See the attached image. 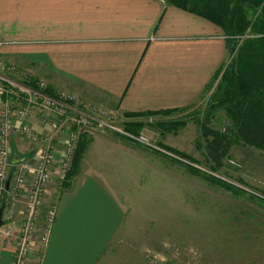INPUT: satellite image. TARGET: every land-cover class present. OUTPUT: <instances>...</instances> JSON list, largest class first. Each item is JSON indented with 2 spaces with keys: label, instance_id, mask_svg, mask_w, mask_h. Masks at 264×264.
<instances>
[{
  "label": "crops",
  "instance_id": "0c3cea01",
  "mask_svg": "<svg viewBox=\"0 0 264 264\" xmlns=\"http://www.w3.org/2000/svg\"><path fill=\"white\" fill-rule=\"evenodd\" d=\"M0 42V59L23 76L121 115L192 108L229 57L218 26L164 0H0ZM1 74L4 86L14 83ZM36 111L30 127L49 133L55 117ZM53 144L61 162L64 148ZM9 145L12 164L36 163L33 144L13 137ZM117 145L98 133L67 188L60 191L53 175L38 224L41 233L56 204L52 235L47 247L34 241L29 264L41 253L42 264H100L128 217L112 182L126 181L116 151L134 150ZM17 209L19 223L23 209ZM15 252V240L0 232V264H14Z\"/></svg>",
  "mask_w": 264,
  "mask_h": 264
},
{
  "label": "rangeland",
  "instance_id": "374dc122",
  "mask_svg": "<svg viewBox=\"0 0 264 264\" xmlns=\"http://www.w3.org/2000/svg\"><path fill=\"white\" fill-rule=\"evenodd\" d=\"M3 63L13 67L12 72L6 68L5 72L14 82L10 86L15 88L16 97L31 94L27 82L33 80L23 76L15 64ZM1 72L0 67V75ZM35 82L38 86L32 90L38 98L35 100L46 104L42 94L47 85L43 81ZM7 86L0 83V88L9 92ZM213 89L192 108L157 115H121L104 106L85 104L78 94L64 89L56 92L54 101L49 99L57 103L62 115L58 110L43 108L44 114L58 118L56 131L52 123L48 126L60 149L69 140L68 133H77L78 127L66 119L64 107L58 102L61 100L80 113L72 112L71 117L79 120L82 114L83 118L93 121L90 126L101 125L94 132L84 131L91 141L103 132L113 136L117 146L126 144L134 150V155L124 151L115 154L122 159L119 164L126 181L123 185L112 182V189L128 207V217L100 264H264V153L233 146L223 157L222 166L213 171L215 162L208 158V139H204L203 129L207 126L213 131H226L223 127L227 125L222 111L206 124ZM25 109L28 120L22 125L47 146V142L53 141L52 131L43 135L35 133L29 125L32 108L25 106ZM32 113L38 115L35 106ZM164 124L170 126L166 127L169 131ZM56 133L61 136L56 137ZM183 154L193 157L197 164L189 162ZM180 162L199 169L205 176H193ZM227 185L243 192L235 197ZM62 189L64 185L59 186ZM42 262L41 253L36 264Z\"/></svg>",
  "mask_w": 264,
  "mask_h": 264
},
{
  "label": "trees",
  "instance_id": "16d2710c",
  "mask_svg": "<svg viewBox=\"0 0 264 264\" xmlns=\"http://www.w3.org/2000/svg\"><path fill=\"white\" fill-rule=\"evenodd\" d=\"M164 1L169 6L210 21L218 26L226 37L229 57L215 73L205 91L206 94L214 88L211 93V106L207 109L206 124L221 111L224 112L227 120V125L223 127L226 131H213L207 126L203 129L204 139H208V158L215 162L213 171H218L222 166L223 157L233 146L250 147L264 153V0ZM27 83L32 90L38 89L35 81ZM7 88L13 93L5 94L4 99L17 101L15 88H12L10 84ZM42 95L56 99V93L48 88ZM23 102L27 104L26 101ZM32 106L38 107L37 104ZM41 110L43 111L42 108ZM164 112L168 113L171 110L127 115H157ZM55 120L57 121L58 118ZM164 126L170 127L165 124ZM167 128L166 130L169 131L170 128ZM89 137L85 133L80 134L73 167L67 176L65 188L69 186V182L79 169L91 143ZM181 156L197 164L193 157L189 158L184 154ZM180 164L187 167L193 176L203 177L204 174L199 169L188 166L184 162ZM211 180L209 182H212ZM219 182L222 181L219 180ZM225 187L235 197L243 192L230 185Z\"/></svg>",
  "mask_w": 264,
  "mask_h": 264
},
{
  "label": "built area",
  "instance_id": "2783aa9c",
  "mask_svg": "<svg viewBox=\"0 0 264 264\" xmlns=\"http://www.w3.org/2000/svg\"><path fill=\"white\" fill-rule=\"evenodd\" d=\"M1 47L2 45L0 44ZM0 67L2 72L5 71V68L9 72L13 71V67L5 65L1 59ZM23 87L25 88V86ZM8 91L0 88V96H3L5 93H13L10 89ZM30 91L31 94L24 93V97L18 98L17 101L6 98L0 102V212L2 210V221L4 223L0 228V232L6 239L15 240L16 252L14 264H29L36 239L42 248L48 246L53 224L57 216L56 204L53 203L49 206L46 217L47 226L41 233L38 230V224L53 175L56 173L55 177L57 178L58 187L63 186L73 167L75 149H77L80 133H85L84 131L94 132L98 128L100 129L99 126H101L100 124L90 126L93 121L83 118L82 114L78 116L81 120L71 117L72 112L76 115L80 113L68 104L62 103L61 100L58 101L62 104L60 106L64 107L63 112L68 122H74L78 126L76 129H79H77V133L70 135L68 133L67 138L70 141L67 140L66 142L62 161L57 162L53 146L56 139L54 132L51 130V139L53 141L47 142V146H45L41 142H38L37 136H34L30 129L22 125V122L28 120L25 106L33 110L32 105L37 104L38 107L52 109V112L58 110V114L60 115H62V112L59 110L60 108H58L57 103H52L47 97L42 98L46 100V104H38V101H36L38 98L34 96L35 94L32 90ZM70 99L75 100V97L71 96ZM23 101H26L27 104H24ZM32 110L30 113L31 118L36 117L32 113ZM96 123L98 122L96 121ZM58 125L59 122L53 121L51 127L56 131ZM60 136L57 135L56 137ZM13 137L24 139L33 144L37 151V161L35 164L29 165L25 161H21L17 165L12 164L9 144ZM9 181L10 185L7 187ZM19 206L23 210L21 214L22 220L18 223L16 214Z\"/></svg>",
  "mask_w": 264,
  "mask_h": 264
},
{
  "label": "water",
  "instance_id": "95a60500",
  "mask_svg": "<svg viewBox=\"0 0 264 264\" xmlns=\"http://www.w3.org/2000/svg\"><path fill=\"white\" fill-rule=\"evenodd\" d=\"M9 186V182L7 183V187ZM4 225L3 221H2V210L0 212V228Z\"/></svg>",
  "mask_w": 264,
  "mask_h": 264
},
{
  "label": "flooded vegetation",
  "instance_id": "af4514ba",
  "mask_svg": "<svg viewBox=\"0 0 264 264\" xmlns=\"http://www.w3.org/2000/svg\"><path fill=\"white\" fill-rule=\"evenodd\" d=\"M12 159V158H11ZM21 161H23V160H21ZM9 185H10V181H9ZM9 187V186H8Z\"/></svg>",
  "mask_w": 264,
  "mask_h": 264
}]
</instances>
